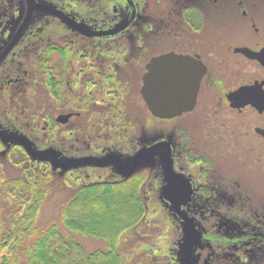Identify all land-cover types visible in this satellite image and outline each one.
Returning a JSON list of instances; mask_svg holds the SVG:
<instances>
[{
	"label": "flooded vegetation",
	"instance_id": "af4514ba",
	"mask_svg": "<svg viewBox=\"0 0 264 264\" xmlns=\"http://www.w3.org/2000/svg\"><path fill=\"white\" fill-rule=\"evenodd\" d=\"M30 1L34 4L46 1L60 10L63 17L50 11H34L32 20L27 23L19 39L6 51L22 24L27 8H30ZM0 2L2 8H16L0 21V92L3 86L7 92L13 93L12 97H9L11 109L8 111L17 118L20 117L21 105L17 99L25 91L31 67L29 63L31 60L28 61L29 54L25 55L24 50L27 42L34 40L32 36L40 31L39 27L46 26L44 34L47 35L48 47L45 88L37 87V91L44 88L45 118H42L39 124L41 121L45 122L46 127L42 130L49 133L47 138L51 137L53 129H57L61 136L62 149L59 150L56 146L47 148L59 151L65 162L68 159L83 157L98 159V165L86 164L66 169L61 173L66 179L76 177L75 172L97 170L106 176L111 175L99 183L112 185L137 174L142 177L141 173L145 170L152 173L157 171L160 187L158 195L162 202L169 205L171 202L169 199H172V203L183 204L182 209L174 215L180 223V211L188 212L193 220L191 205L195 203L200 193L205 201L210 198V203L216 204L210 197L209 186L207 187L208 177L214 171L212 169L218 167L211 157L213 154H222L229 143L217 139V135H222L224 129L211 128L209 122L213 118L218 117L223 111L235 113L239 141L238 156L251 154L253 157L261 155L264 157V61L255 57L264 49V21L257 17L253 8H242L241 13L237 10V14L244 21L242 32L238 33L235 30L229 32L231 37H202L197 35L202 30V33L206 32L212 26L211 0H190L183 7L180 0L178 2L157 0L156 5L149 0H143L141 4L137 0H0ZM4 3L6 7L3 6ZM171 9H174L173 13ZM166 13L170 14L174 24L184 32L192 33V36H184V33L176 35L172 46L168 45V48L161 41L153 42L148 35L151 29L149 18L162 21ZM41 18L44 20H40ZM124 20H127V26L120 32L109 36L97 34ZM169 52L188 57L194 63V67L200 69L202 77L193 109L171 119H164L152 115L141 89L150 60ZM41 96L40 93V99ZM188 115L191 116L196 131L192 132L187 127L178 126L174 144L163 134L155 138L144 136L149 120L161 123L182 119ZM0 127L19 131L2 123ZM160 140L169 141L173 170L183 175L180 176L183 179L178 178L179 180L173 183L179 191L172 193L169 199L164 197V190L169 182L163 165L166 152L163 143L129 178L119 172L121 168L131 163V158L139 150ZM0 142L12 149L22 148L18 144H6L1 139ZM177 147L187 151L186 157H189V162H197L200 166L198 168H201V171L196 178L176 170ZM91 150L93 151L90 152ZM115 156L119 158L122 167L116 163ZM222 156L228 157L227 154ZM29 160L32 165L37 163L30 158ZM42 163L49 165L52 171L48 161ZM241 164L245 165L244 169H247L253 179L259 176L258 180L252 181L249 189L241 181L238 182L242 184L244 190L254 194L253 205L258 211L253 215L264 219L262 203L264 198L257 197L252 190H264L262 186L264 176L255 171L254 174L250 173L246 166L248 161L244 160ZM220 166L227 169V164ZM238 200H241L242 206L240 213L246 215L249 209H246L245 204L249 199L237 197ZM242 217L244 216H241L238 228H232L235 236L231 237V242L237 244L236 247L241 245L239 247L245 249L243 252L248 250L244 245L252 242L250 247L258 252L252 260L260 263L264 261V223L257 221L248 223L249 220ZM208 218L211 220V217ZM211 230L207 234H211ZM226 241L228 242L222 241V244ZM235 252H239L238 257L234 256L231 260L225 258L218 264H248L249 261L243 252L242 255L238 248ZM220 258L218 255L216 261ZM199 260L198 256L197 264Z\"/></svg>",
	"mask_w": 264,
	"mask_h": 264
},
{
	"label": "rangeland",
	"instance_id": "374dc122",
	"mask_svg": "<svg viewBox=\"0 0 264 264\" xmlns=\"http://www.w3.org/2000/svg\"><path fill=\"white\" fill-rule=\"evenodd\" d=\"M137 1L141 4L143 0ZM178 1L179 0H177V2ZM180 1L183 7V5L188 4L190 0ZM211 2H213L210 7V9L212 8V26L204 33H202V30L197 36L231 37V33L229 32H233L234 30L238 33L242 32V24L244 21H242L237 14V10H240L239 12L241 13L242 8H253L257 17L264 21V0H211ZM1 3L2 2H0V21L3 20L4 16L16 10V8H2ZM3 6H5V3ZM85 7L87 8V6ZM171 12L173 13L174 9H171ZM40 20H44V18ZM149 21L151 22V29L148 34L149 38H152L153 42L161 41L166 48H168V45L172 46L173 38L176 35H182L184 33V36H192L190 31L184 32L183 29L175 25L169 13H166L162 21L156 18H149ZM138 37L139 35L137 38ZM70 43L71 42H69V44ZM39 93L42 94L41 99H43L44 88H39L37 92V102L40 104L41 99L38 97ZM12 95V91L7 92L2 86V92H0V123L7 127L18 129L21 133L30 137L39 149H45L50 146L59 147V150L60 148L62 149L60 144L61 136L58 134L56 128L53 129L51 137L47 138L49 133L47 134L45 130H42L43 127H46L45 122L41 121L39 124L40 127L36 128L31 126L29 120L23 115L17 118L16 115L8 111L11 109L9 97H12ZM234 114L235 113L229 114L223 111L218 117L213 118V120L209 122L211 128L222 127L224 129L223 136L218 134L217 139L219 138L220 140L227 141L229 145L221 152L222 154H213L211 157V159L218 164V167L212 169L214 171H212L208 177L207 187L209 186L210 197L214 199L216 204L210 203V198L205 201L203 199L204 196L200 193L198 199L191 205L192 217L195 222L194 227L201 235L194 250L195 254L200 257L198 264H218L225 258L231 260L234 256H239V252H235L237 248L242 254L245 249L240 248L241 245H239L240 247H236L237 244L234 245L231 242V237L235 236L233 234V229L235 227L238 228L237 226L240 224L241 216H244L242 218L245 220L248 219V223L253 221L264 223V219H259L258 216L255 217L253 215L258 211L256 206L253 205L252 197L254 194L249 190H244L242 184L238 182V180L241 181V183L249 189L248 187H250L252 181L259 179V176L253 179V176L249 174L247 169H244L245 165L241 164L244 160L248 161L246 166L250 170V173L254 174L258 172L261 173L263 177L264 157L262 155L253 157L251 154H246L243 157L238 156L239 151L237 143L239 141L236 128V115ZM178 126L187 127L192 132L196 131L191 121V116L188 115L182 119L161 123L149 120L144 136L155 138L159 134H163L164 137L170 139L172 144H174L175 131ZM203 137L205 138V135H203ZM11 149L12 147H5L0 142V161L2 157L5 156V151H11ZM92 151L93 150L90 152ZM186 153L187 151H182L177 147L175 168L176 170L183 171L196 178L201 168H198L200 166L197 162H189L190 160L189 157H186ZM224 154H227L228 157H221V155ZM223 158L225 160L222 161ZM258 158L259 160H257ZM16 159H20L19 154H16ZM221 164H227V169H223L220 166ZM34 166L36 168V173L41 172L44 166H46V170L50 171L49 165L46 163L39 162L35 163ZM3 168L6 173L12 177L21 173L20 169H22L21 165H13L7 159H5ZM51 174L52 176L56 174L58 177H52V179L54 178L52 180V190L47 194L37 216L38 228L43 229L52 223H57L62 233L76 240L85 253H91L96 250H106V239L77 232L64 226L61 223V212L73 190H77L84 186V184L89 185L100 182L101 180L111 177V175L106 176L103 172L97 170H87L86 172H75L74 176L76 177L72 176L68 180L63 174L55 172ZM141 174L142 179L137 189L142 197L140 200L145 204V213L140 224L121 232L117 236V242H119L118 251L121 255L122 264H179V256L185 245L187 231L182 226V223H179L175 218L169 205L163 203L158 195L160 189L158 183L159 173L157 171L152 173L150 170H145V172ZM59 176H63L66 181L59 179ZM262 186L264 188V183ZM252 190L257 197L264 198V190ZM237 197L249 199L245 204L246 209H249L246 211V215L240 213V208L242 207L240 204L241 200L237 201ZM9 206L10 205H8V207ZM208 217H211V220H209ZM210 230L212 233L207 234ZM206 235L209 236L207 238H210V240L205 237ZM225 240H228V242L226 241L223 245L222 241ZM250 245H252V242H248L244 245L248 250L244 251L243 254L246 255V259L249 261L248 264H257L259 262L257 260H252V258L258 252L257 250L254 251L255 249L252 246L250 247ZM218 255L221 256V258L219 261H216ZM259 264H264V261Z\"/></svg>",
	"mask_w": 264,
	"mask_h": 264
},
{
	"label": "trees",
	"instance_id": "16d2710c",
	"mask_svg": "<svg viewBox=\"0 0 264 264\" xmlns=\"http://www.w3.org/2000/svg\"><path fill=\"white\" fill-rule=\"evenodd\" d=\"M149 1L156 5L157 0ZM45 30L46 26L39 27V32L32 36L34 40L27 42L24 53L31 60L30 81L17 99L21 105L20 116L36 128L45 118L44 100L39 104L36 97L37 87L45 88L48 47ZM16 154L20 159H16ZM4 158L13 165H21V173L9 176L3 168ZM43 168L36 173L27 154L18 147L6 150L0 161V264H122L117 236L140 224L145 213V204L137 189L142 179L140 174L117 184L98 182L72 191L63 206L61 223L71 230L107 241L106 250L85 253L76 240L62 233L57 223L38 228V213L52 190V180L58 177L52 176L54 172L46 170V166ZM59 179L66 181L63 176Z\"/></svg>",
	"mask_w": 264,
	"mask_h": 264
},
{
	"label": "water",
	"instance_id": "95a60500",
	"mask_svg": "<svg viewBox=\"0 0 264 264\" xmlns=\"http://www.w3.org/2000/svg\"><path fill=\"white\" fill-rule=\"evenodd\" d=\"M29 7L30 8H27L26 10L22 24L6 51L19 39L27 23L32 20L34 11H50L60 16L63 14L54 5L46 1H39L35 4L33 1H30ZM126 26L127 20H124L106 30H101L97 34L101 36L113 35L125 29ZM255 57L264 61V49L260 53H257ZM147 68L148 72L143 77L141 91L152 115L159 118L171 119L175 116L181 115L183 112L193 109L202 74L199 68L196 69L194 67V63L190 61L188 57L177 55L174 52L165 53L153 57ZM0 139L6 144H18L21 146L33 162L39 163L48 161L51 164L52 171H58L60 174L70 167H78L86 164L94 165L99 163L97 161L98 159L94 157L68 159L66 163L59 151L50 148L39 149L33 140L25 134L15 130L12 131L0 127ZM162 143L166 148L163 165L165 168V176L169 182L164 190V197L169 199L172 193L179 191L178 187L173 183L177 182V180H179L178 178L183 179L180 177L183 175L177 174L173 170L172 155L168 140L156 141L149 146L142 148L131 158V163L127 165V167H123L121 170L119 169V172L129 178L143 164L145 159L148 158ZM116 160V163L121 166L122 164L118 157H116ZM124 168H127L126 171H123ZM169 200L171 201L169 203V208L175 215L180 209H182L183 204L172 203V199ZM180 214L182 226L187 231L185 245L179 256L180 263L197 264L198 255H194V250L201 235L195 229L194 222L188 212L180 211Z\"/></svg>",
	"mask_w": 264,
	"mask_h": 264
}]
</instances>
